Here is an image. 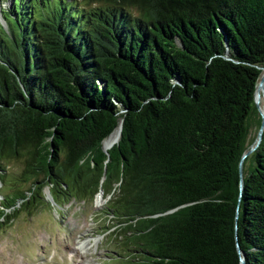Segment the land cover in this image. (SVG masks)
Wrapping results in <instances>:
<instances>
[{
  "label": "trees",
  "instance_id": "trees-1",
  "mask_svg": "<svg viewBox=\"0 0 264 264\" xmlns=\"http://www.w3.org/2000/svg\"><path fill=\"white\" fill-rule=\"evenodd\" d=\"M5 1L0 177L18 159L33 182L0 218L102 189L118 264H264V130L239 173L264 0Z\"/></svg>",
  "mask_w": 264,
  "mask_h": 264
},
{
  "label": "rangeland",
  "instance_id": "rangeland-1",
  "mask_svg": "<svg viewBox=\"0 0 264 264\" xmlns=\"http://www.w3.org/2000/svg\"><path fill=\"white\" fill-rule=\"evenodd\" d=\"M5 4L7 1L2 0L0 7ZM258 118L251 120L250 138L257 135ZM32 182L31 177L24 175L20 160H7L6 171L0 177V217L1 213H11L8 204L15 193L27 189ZM41 195V206L33 212L19 210L10 222L0 218V264L120 263L124 254L120 244L115 243L119 227L112 226L100 213L106 198L102 201L96 195L93 202L72 200L58 209L48 186ZM58 201L64 199L58 198ZM83 241L91 244L82 248Z\"/></svg>",
  "mask_w": 264,
  "mask_h": 264
},
{
  "label": "water",
  "instance_id": "water-1",
  "mask_svg": "<svg viewBox=\"0 0 264 264\" xmlns=\"http://www.w3.org/2000/svg\"><path fill=\"white\" fill-rule=\"evenodd\" d=\"M263 70H264V68H263ZM263 70H262V72H263ZM257 91H261V93H262V95L264 96V73H262L261 74V76H260V78H259V81H258V83H257V85H256V87H255V92H254V104H255V106H256V108H257V110L259 111V113H260V117H261V121H260V126H259V129H258V132H257V135H256V137H255V139H254V141L249 145V147L244 151V153L242 154V157H241V159H240V162H239V173H240V178H241V181H240V187H242V183H243V181H242V176H241V174H242V163H243V160L258 146V144L260 143V141H261V138H262V133H263V130H264V114L263 113H261V111H260V107H259V104H258V100L256 99V92ZM118 127H119V132H118V139H119V137H120V133H121V121H120V123H119V125H118ZM113 132V131H112ZM111 132V133H112ZM110 133V134H111ZM109 134V135H110ZM118 139L109 147V148H111L114 144H116L117 143V141H118ZM103 141H104V139L102 140V142H101V147H102V149H103V151H105L106 153H108L107 152V149H105L104 147H103ZM108 148V149H109ZM104 177V176H103ZM102 177V178H103ZM97 195H99V197L100 198H102V201H105V199L103 198V190L102 189H100L99 190V192H98V194ZM177 209V207L176 208H173V209H170V210H168V211H166L165 213H163V214H167V213H171V212H173L174 210H176ZM238 252H239V254H240V263L241 264H244V260H243V256H242V252L240 251V249L238 248Z\"/></svg>",
  "mask_w": 264,
  "mask_h": 264
},
{
  "label": "bare ground",
  "instance_id": "bare-ground-1",
  "mask_svg": "<svg viewBox=\"0 0 264 264\" xmlns=\"http://www.w3.org/2000/svg\"><path fill=\"white\" fill-rule=\"evenodd\" d=\"M264 73V70L263 72ZM256 99L258 100V104L260 107V111L261 113L264 114V96L262 95L261 91H257L256 92ZM119 127L115 128V130L109 135L107 136L104 141H103V147L105 149H108L117 139H118V131ZM90 241H83L80 243V245L82 246V248L90 245ZM81 249V248H80Z\"/></svg>",
  "mask_w": 264,
  "mask_h": 264
},
{
  "label": "clouds",
  "instance_id": "clouds-1",
  "mask_svg": "<svg viewBox=\"0 0 264 264\" xmlns=\"http://www.w3.org/2000/svg\"><path fill=\"white\" fill-rule=\"evenodd\" d=\"M104 198V197H103Z\"/></svg>",
  "mask_w": 264,
  "mask_h": 264
}]
</instances>
